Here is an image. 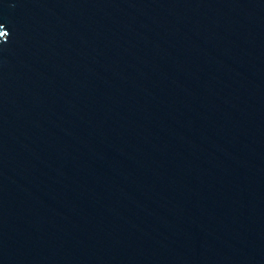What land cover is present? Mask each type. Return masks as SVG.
<instances>
[{
  "label": "water",
  "instance_id": "obj_1",
  "mask_svg": "<svg viewBox=\"0 0 264 264\" xmlns=\"http://www.w3.org/2000/svg\"><path fill=\"white\" fill-rule=\"evenodd\" d=\"M0 24V264H264V0Z\"/></svg>",
  "mask_w": 264,
  "mask_h": 264
},
{
  "label": "snow or ice",
  "instance_id": "obj_2",
  "mask_svg": "<svg viewBox=\"0 0 264 264\" xmlns=\"http://www.w3.org/2000/svg\"><path fill=\"white\" fill-rule=\"evenodd\" d=\"M0 28H4V25L3 24H0ZM3 33L0 32V35H2Z\"/></svg>",
  "mask_w": 264,
  "mask_h": 264
}]
</instances>
